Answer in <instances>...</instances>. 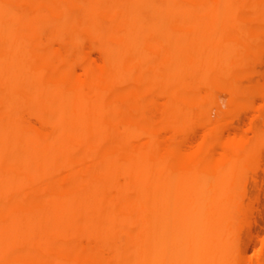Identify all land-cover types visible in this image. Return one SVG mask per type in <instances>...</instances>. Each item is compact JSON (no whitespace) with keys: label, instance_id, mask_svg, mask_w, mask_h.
<instances>
[{"label":"bare ground","instance_id":"bare-ground-1","mask_svg":"<svg viewBox=\"0 0 264 264\" xmlns=\"http://www.w3.org/2000/svg\"><path fill=\"white\" fill-rule=\"evenodd\" d=\"M261 44L264 0H0V264H264V113L222 132Z\"/></svg>","mask_w":264,"mask_h":264},{"label":"rangeland","instance_id":"rangeland-1","mask_svg":"<svg viewBox=\"0 0 264 264\" xmlns=\"http://www.w3.org/2000/svg\"><path fill=\"white\" fill-rule=\"evenodd\" d=\"M263 45L264 44H261L255 48L256 56H255V59L253 61V65L251 64V66L249 68L248 77H247L248 78L247 80H249V81L247 83L251 82V84H260L264 90V46ZM85 46H86L85 52H86V54L90 55L91 58L90 57L89 58L91 59V61H93V62L95 61L94 63L101 64V62H102V58L100 57L101 55L99 53H97L95 49L89 48L88 44H85ZM257 48L260 50L257 51L258 50ZM76 70H77L76 71L77 73L81 72L79 67H76ZM221 92L223 93L224 91L217 90V92H216L217 95L218 94L221 96L223 95L222 96L223 98L221 96H218V97H220L219 99H221L220 101L224 100V98L225 99L227 98V96H226L227 93L224 92V93H226L224 95ZM262 100H263V98L260 95H253L252 97L245 100V102L243 103L244 107L241 106L238 109H236L234 112L228 114V119H227L226 123L224 124V126L222 127L223 135L225 137L226 136L228 137L237 131L244 133V130L248 131V132H245L246 135L248 133L247 136L251 135L250 131L247 130L246 127L249 128L252 120H254V118L256 119L259 114L264 113V107L262 106V104H263ZM223 108H224V104H223ZM256 108L258 109V113H256V111H257ZM259 112H262V113H259ZM233 114H234V116H233ZM210 115L211 116L213 115L212 118H215L214 116H216L215 112H213V110H211ZM25 118L30 120L32 123L34 122V124L36 126L39 125V123L36 120L28 117L26 114H25ZM255 122L257 123V125L261 126L264 129V123L262 122V119H260V120L257 119ZM260 122H262V124ZM36 123H38V124H36ZM244 127L246 129H243ZM223 129H224V131H223ZM201 135H202L201 128H199V127L194 128L193 132L191 133L189 140L186 142L185 146L187 147V145H188V147H189L193 143L195 144V142H198V140L200 139L198 137H201ZM190 139H191V141H190ZM196 139H197V141H196ZM250 163H252V164H250ZM245 173L243 176V178H244L243 179L244 197L242 199V203H244V204L241 203L242 204L241 206H243L242 207V210H243L242 217L244 220H243L242 225L239 229L240 234L238 233V238H239V242H240L241 246L245 250V253H247L249 255V257H248L245 254L246 257L251 258L252 254L254 256V250L260 244L259 240L262 239L264 236V145H262V146L259 145V146L255 147V151L253 152L251 160L247 166V170L245 169ZM254 180L256 182H254ZM246 214H248V215H246ZM247 229L250 230L251 234H249V232H247L248 231ZM251 237H252V240L248 241L249 238H251ZM251 242H252V244H251ZM256 243H257V245H256ZM251 259H253V258H251ZM263 261H264V258H263Z\"/></svg>","mask_w":264,"mask_h":264}]
</instances>
